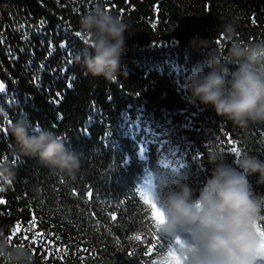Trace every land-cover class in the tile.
<instances>
[{
	"label": "trees",
	"instance_id": "1",
	"mask_svg": "<svg viewBox=\"0 0 264 264\" xmlns=\"http://www.w3.org/2000/svg\"><path fill=\"white\" fill-rule=\"evenodd\" d=\"M97 6L132 25L120 60L126 76L115 82L75 60L79 18ZM229 18L245 41L264 39V0H0V157L14 150L11 123L26 116L81 161L69 178L39 158L20 159L14 186L0 193V234L31 248L36 264H155L173 241L155 232L143 191L173 180L199 188L212 147L230 153L229 163L232 148L264 159V127L243 133L191 103L183 87L206 59L190 40L217 37ZM257 178L254 192L264 195Z\"/></svg>",
	"mask_w": 264,
	"mask_h": 264
},
{
	"label": "clouds",
	"instance_id": "2",
	"mask_svg": "<svg viewBox=\"0 0 264 264\" xmlns=\"http://www.w3.org/2000/svg\"><path fill=\"white\" fill-rule=\"evenodd\" d=\"M238 27V20L222 19L217 37L197 35L190 40L191 48L206 54V59L194 66L183 87L191 103L210 106L223 122L248 133L253 127H264V39L245 41ZM131 29L129 21L105 7L86 11L78 22L84 46L76 63L93 78L115 82L126 76L120 71V60ZM9 134L15 144L11 156L0 157V193L14 186L17 162L24 157L39 158L49 172L69 178L79 172V156L56 132L35 129L21 116L11 123ZM229 154L217 147L208 150L211 175L197 189L173 180L162 191H143L158 209V235L173 241L180 264L264 262L257 231L264 225V195L254 192L250 180L258 174L256 182L264 184V159L240 152L229 163ZM169 259L165 250L155 264H168ZM0 264H36V257L28 246L0 234Z\"/></svg>",
	"mask_w": 264,
	"mask_h": 264
},
{
	"label": "snow or ice",
	"instance_id": "3",
	"mask_svg": "<svg viewBox=\"0 0 264 264\" xmlns=\"http://www.w3.org/2000/svg\"><path fill=\"white\" fill-rule=\"evenodd\" d=\"M76 35H77V37H79L81 35V33L77 32ZM61 47L63 48L64 45L61 44ZM0 89H3V85H0ZM231 152L234 153L235 156H237V157L240 154L239 150L236 148H232ZM144 202H145V204L150 205L151 217L155 222L154 223L155 232L158 233L159 224L161 223L158 209L156 208V205L147 197H144ZM0 203H3V201H0ZM112 218L115 219V217H112ZM257 231L259 232V235L261 237V253H262L261 259L264 260V226L258 227ZM159 238H161V236H159ZM135 239L139 240L140 237L136 236ZM177 243H179V241H177ZM165 250H167V255L170 258L168 264H180L179 257L176 255V252H175L174 248H172V245H168L165 249V246L163 244H161L160 245V253H163ZM149 264H151V262H149Z\"/></svg>",
	"mask_w": 264,
	"mask_h": 264
},
{
	"label": "rangeland",
	"instance_id": "4",
	"mask_svg": "<svg viewBox=\"0 0 264 264\" xmlns=\"http://www.w3.org/2000/svg\"><path fill=\"white\" fill-rule=\"evenodd\" d=\"M0 85H2L1 82H0ZM2 90H3V89H0V91H2Z\"/></svg>",
	"mask_w": 264,
	"mask_h": 264
}]
</instances>
